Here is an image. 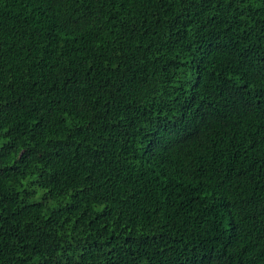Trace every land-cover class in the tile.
I'll list each match as a JSON object with an SVG mask.
<instances>
[{"label":"trees","instance_id":"16d2710c","mask_svg":"<svg viewBox=\"0 0 264 264\" xmlns=\"http://www.w3.org/2000/svg\"><path fill=\"white\" fill-rule=\"evenodd\" d=\"M0 264H264V0H0Z\"/></svg>","mask_w":264,"mask_h":264}]
</instances>
